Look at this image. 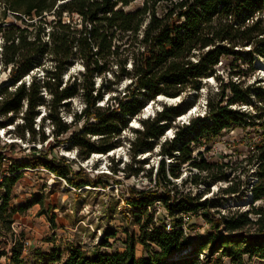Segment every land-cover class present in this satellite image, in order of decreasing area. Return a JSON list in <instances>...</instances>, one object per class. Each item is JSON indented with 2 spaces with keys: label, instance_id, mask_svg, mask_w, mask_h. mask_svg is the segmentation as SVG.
I'll return each mask as SVG.
<instances>
[{
  "label": "trees",
  "instance_id": "1",
  "mask_svg": "<svg viewBox=\"0 0 264 264\" xmlns=\"http://www.w3.org/2000/svg\"><path fill=\"white\" fill-rule=\"evenodd\" d=\"M133 1L0 0V68H9L14 88L9 91L8 84L4 85L0 95V126L13 124L25 106L23 122L15 127V135L25 139L28 132L33 140L34 120L38 118L40 126L49 121L55 143L44 154L34 155L31 162L22 158L12 171L40 165L71 186H96L100 182L86 173L79 171L73 176L71 163L54 153V148L69 143L80 160L94 153L108 154L121 145V132L131 119L158 95L179 97V103L163 105L152 118L141 120V129H133L136 135L128 145L132 159L150 152L171 121L191 107L184 96L197 98L203 79H219L216 67L220 59L232 55L229 76L236 80L221 81L218 97L215 101L207 99L204 114L175 126L172 138L159 144L160 159L153 179L156 187L130 190L125 201L134 213L138 237L127 234L122 252H98L89 257L80 249H72L62 264H247L252 258L264 260V205L255 204L264 198V137L249 148L243 159L245 167L255 169L249 175L252 179L242 186L228 180L226 168L233 167L231 161L210 162L203 156L223 130L264 126V87L256 80L246 85L237 65L245 57L249 67L253 59L264 61V21L262 17L253 20L264 9V0H143L141 6L126 9ZM76 62L82 64L81 78L63 84V73ZM40 67L45 69L42 79L33 75L26 84L25 78ZM96 78L100 79L97 86ZM125 78L130 83L123 96H111L112 86ZM106 93L107 104H99ZM46 95H50L49 100ZM77 97L82 101L81 110L73 113L67 123L61 113ZM40 106L47 110L42 116ZM67 133L70 135L65 141L60 139ZM41 136L43 142L47 140L43 133ZM202 146L205 150L198 149L194 154V149ZM182 165L197 170L191 178L193 184L198 180H226L230 183L220 190L222 195L241 198L247 191L250 208L226 214L216 209L219 217L209 218V210L218 206L217 198L197 201L187 194L180 195V199L171 196L169 190H162L172 184L167 173L178 178ZM114 166L110 167L113 174L121 171ZM122 170L126 175L142 171L132 163ZM147 174L151 179L153 169ZM19 177L16 173L6 179L0 201V224L9 231L11 215L7 207L12 199L11 187ZM156 201L161 202L170 222L178 228L166 233L165 217L158 215L154 220L147 206ZM182 212L201 214L215 233L209 232L207 238L185 234L179 216ZM106 243L107 237L103 236L101 244ZM138 244L147 251L145 256H136ZM11 254V261L21 262L19 242Z\"/></svg>",
  "mask_w": 264,
  "mask_h": 264
},
{
  "label": "rangeland",
  "instance_id": "2",
  "mask_svg": "<svg viewBox=\"0 0 264 264\" xmlns=\"http://www.w3.org/2000/svg\"><path fill=\"white\" fill-rule=\"evenodd\" d=\"M142 2L143 0H134L126 9H135L141 6ZM157 12L161 14V9L159 8ZM257 17H262L264 21V9L260 14L256 13L253 20H256ZM242 49V51H246L247 48ZM246 59L245 57L243 60L237 61L240 70V79L246 85L256 80L258 81L257 85L260 84L264 87V71L258 68L257 65L258 60H263L260 58L253 59L252 67H249ZM232 61V55L222 56L216 67V73L219 79L215 80L213 78L208 83L203 80L201 88L197 92V98H192V95L184 96L190 100L192 108L186 109L185 114L171 121V126L158 139L150 152L132 159L128 152V145L136 135L133 129H141V120L147 117L152 118L154 113L161 109L163 105H175L179 102L171 104L165 101H153V104L151 102L152 106L149 109L147 106L140 111L137 116L131 119L128 127L122 130L120 136L121 145L109 154H101L100 156L91 155L88 159L80 160L76 156L75 147H71L69 143L65 142L64 144L56 146L54 153L65 157L71 163V169L74 173L73 176L80 171V173H86L92 180H97L96 183L100 182L96 186L91 184V190H84V187L87 185L81 188L71 186L65 179L56 176L43 166L30 165L26 167L25 172L20 174V177L11 189L12 199L7 207V213L11 215V222L14 220L19 225V236L26 238L30 242V245L25 251L22 250L20 263L11 261V251L8 254L6 249H8L10 240L13 239V233L0 224V253H3L0 256V264H62L72 249H80L84 255L89 257H92L98 252L108 254L122 252L124 250L126 235L131 233H135L137 237L139 235V227L135 223L134 213L125 201L130 197V190L156 187L153 179H155L154 173L160 159L159 144L165 139L172 138L175 126H180L183 123H187L190 118L204 114L207 99L211 98L215 101L218 97L217 94L220 91L221 81L222 83H226L230 78L236 80L235 77L229 76V65H231ZM50 64L47 62L49 67ZM43 71L45 69L40 67L37 71H34L32 74L30 73V77L25 78V83L27 84L33 75L42 79ZM82 73V64L76 62L63 73V84L69 79L72 82L74 77L80 79ZM109 77L110 74L107 75V78ZM95 80L97 86L100 79L96 78ZM10 81L9 68L4 69L2 66L0 68V95H2L3 87L6 84H8L7 89L9 91L14 90ZM129 83L130 79L125 78L118 85L112 86L113 91L110 95L120 98L126 92L125 88ZM108 96L109 93H106L99 104L106 105ZM46 97L49 100L50 95H46ZM81 107V98H74L65 107L66 111L61 113L62 119L70 123L73 113H79ZM38 109L41 116L47 113V110H44L41 106ZM246 109L247 111L250 110V108L245 107ZM189 110L194 111L189 114ZM17 121L20 122V120ZM34 121L33 128L36 134L33 140H31L30 135L26 136L25 133V139L21 143L16 141L11 143V145H14L12 153L17 151L18 155H22L23 160L29 162L32 161L34 155H39L42 152L44 154L46 148L55 144L49 121L46 120L43 126H40L41 122L38 118ZM82 123L80 122V125ZM42 133L47 138L44 142L42 141ZM69 135L70 133H67L63 137H60V139L65 141L64 139H67ZM263 137L264 126L248 127L245 129L235 128L228 131L223 130L210 143V149L204 152L203 156L210 162L231 161L233 167L226 168V173L229 177L228 180H233V182L238 181L242 186L249 179H252L249 175L255 169V167H245L246 163L243 162V159L248 155L249 148ZM10 138L15 139V135ZM198 149L204 151L205 146L195 148L194 154L197 153ZM9 153L11 154V152ZM144 158L146 159L144 163H134V160L142 161ZM116 162L118 164L114 166ZM165 162L169 164L170 159L166 158ZM130 163L133 164V167L137 166L138 168L140 166L142 171L137 175H126L122 169ZM111 166L119 168L121 171L113 174L110 169ZM150 168L153 169L151 179L147 174ZM179 170L181 174L178 178H172L167 173V178L171 179L172 184H168L162 190H169L171 196L179 199L180 195L185 194L194 197L197 201H210L217 198L218 206L209 210V218L219 217V214L214 212L216 209V211L219 210L221 213L226 214L229 210L235 211L239 209V211H245L250 208L251 198L249 200L247 199L249 195L247 191L241 198L221 194L220 190L229 185V181L204 180V183H200V180H198V184H193L191 178L194 177L197 170L184 167V165L179 167ZM201 175L203 177V173ZM80 178L84 177L82 176ZM105 180H108V183L105 184ZM215 185L217 188L213 189ZM229 201H243V203L235 206L231 205ZM255 204L264 205V198L256 201ZM160 210L158 214L156 211L154 220L158 218V215L166 213L162 205H160ZM185 229L186 234L195 235L196 237L201 235L203 238H207L209 232L215 233L216 231L211 227V223L201 214L197 216L192 214L189 220H187ZM103 236L107 237V243L105 245L101 244ZM146 254L147 251L144 250L142 245L138 244L136 246V256L142 257ZM204 255L205 252L204 254H200L199 258L203 259ZM247 264H264V260L252 258Z\"/></svg>",
  "mask_w": 264,
  "mask_h": 264
},
{
  "label": "built area",
  "instance_id": "3",
  "mask_svg": "<svg viewBox=\"0 0 264 264\" xmlns=\"http://www.w3.org/2000/svg\"><path fill=\"white\" fill-rule=\"evenodd\" d=\"M24 110H25V106L23 107V111ZM23 111L20 112V117L17 118V120H20V122L16 120L13 124H10L8 126H5V127L0 126V201H2V197L6 190V186H5L6 179L14 176L16 173L21 174L22 172H25V169H27L25 167V168H21L17 172L12 171V168L14 167V165L23 158L22 155H18L17 151L12 153L14 145H11V143L14 141L21 143V141L23 140V138L17 137L15 135V127L17 126V124H21L23 122L21 119V116L23 115ZM13 135H15V139L10 138ZM26 136H29L28 132L26 133ZM9 152H11V154ZM14 184L12 185V187L14 186ZM160 205H161V202L156 201L152 206H147L148 211L150 213L153 212L154 215L157 211V214H158L161 211ZM129 208L131 209V207ZM163 216L166 217V220H167V224L165 228L163 229L164 232L168 233L178 228L172 225V223L170 222L171 218L167 213H163ZM179 216L181 217L183 221L181 228L186 234L185 225L187 223V220H189L190 218V214L182 212L179 214ZM19 228H20L19 225L13 220L10 224V231L13 233V239L10 240L8 244V249H6L8 254H10V251L12 250L13 247L16 246L17 242L21 244L23 251H25L30 245V242L26 238L19 236L18 234Z\"/></svg>",
  "mask_w": 264,
  "mask_h": 264
},
{
  "label": "bare ground",
  "instance_id": "4",
  "mask_svg": "<svg viewBox=\"0 0 264 264\" xmlns=\"http://www.w3.org/2000/svg\"><path fill=\"white\" fill-rule=\"evenodd\" d=\"M257 65H258V68H260L261 70H263L264 71V61H260V60H258L257 61ZM213 78L212 77H208V78H205V79H203V80H205V82H210L211 80H212ZM164 96H162L161 94L160 95H158L155 99H154V101H164ZM170 101H177V98L176 99H172V100H170ZM178 101H180V99L178 98ZM152 102V104H153V101H151ZM170 103H174V102H170ZM152 104L151 105H148V109L152 106ZM190 108H192V107H190ZM189 108V109H190ZM192 111H194V110H191L190 112H189V114L190 113H192ZM185 114V113H184ZM185 116H187V115H185ZM110 153H111V151H110ZM92 155H94V156H100L101 154L100 153H94V154H92ZM104 155V154H103ZM217 187H216V185L215 186H213V189H216ZM92 188H91V186H85L84 187V190H91ZM247 199L249 200L250 199V194L248 195V197H247ZM246 199V200H247ZM229 203L231 204V205H240V204H242L243 203V201H240V202H237V201H229Z\"/></svg>",
  "mask_w": 264,
  "mask_h": 264
},
{
  "label": "water",
  "instance_id": "5",
  "mask_svg": "<svg viewBox=\"0 0 264 264\" xmlns=\"http://www.w3.org/2000/svg\"><path fill=\"white\" fill-rule=\"evenodd\" d=\"M162 96H164V95H162ZM164 98H165V99H164L165 102H175V101H170V100H172V99L174 100V99H176V98H177V101H176V102H179V101H178V98H179V97L171 98V97H166V96H164ZM179 99H180V98H179ZM170 104H171V103H170Z\"/></svg>",
  "mask_w": 264,
  "mask_h": 264
}]
</instances>
